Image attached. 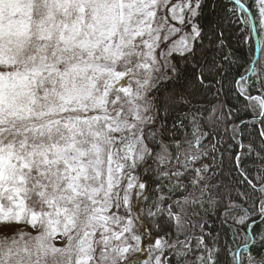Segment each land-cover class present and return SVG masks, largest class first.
Here are the masks:
<instances>
[{
	"label": "snow or ice",
	"instance_id": "snow-or-ice-1",
	"mask_svg": "<svg viewBox=\"0 0 264 264\" xmlns=\"http://www.w3.org/2000/svg\"><path fill=\"white\" fill-rule=\"evenodd\" d=\"M230 3L231 15L243 12L248 23L241 0ZM252 3L264 27V0ZM209 7L211 0H0V264H139L144 216L163 226L150 242L151 264H264L239 244L220 246L203 224L198 235L190 227L189 210L222 203L225 216L242 211L231 218L244 225L249 252L247 237L264 222V165L248 179L243 152L235 157L249 189L234 202L212 170L216 158L204 163L201 116L184 111L223 71L197 60L191 83L181 84L185 73L173 62L175 53L196 56ZM257 79L261 94L247 99L264 125V66ZM185 121L190 137L177 140L170 133ZM239 147L264 160L252 144ZM144 201L151 206L141 214Z\"/></svg>",
	"mask_w": 264,
	"mask_h": 264
},
{
	"label": "trees",
	"instance_id": "trees-1",
	"mask_svg": "<svg viewBox=\"0 0 264 264\" xmlns=\"http://www.w3.org/2000/svg\"><path fill=\"white\" fill-rule=\"evenodd\" d=\"M250 14L247 11L249 22L242 24L244 13L240 12L237 16H232L230 9L236 5L230 3V0H211V7L205 8L201 20V26L204 28V33L200 41L196 44V56L189 57L186 61L178 53H175L174 63H177L179 68L185 73L179 83L187 81L191 83L197 60L201 64L205 62L216 61L222 67L223 71L210 81L209 87L196 95L195 100L191 105H186L184 111H198L201 116V130L207 133L203 139L202 147L208 152V157L204 159V163H211L215 157V164H212V170L221 174L223 185L227 186V190L231 192V197L234 202L239 203L238 194L249 189L246 182H241L242 177L240 171L236 170L234 159L243 152L241 156L240 168L245 171L248 179H253L264 165V160L256 156H249L248 150L245 147L241 149L240 144L245 146L252 144L260 156L264 157V139L258 135L260 127L254 119V113L249 109L250 100L248 95L256 96L261 94V86L257 79V74L261 67L264 66V27H262L256 17L258 8L253 7L252 0H241ZM235 21V22H234ZM257 29L258 41L254 37L253 24ZM188 29V28H187ZM223 33L220 38L225 41V46L220 49V40L217 39V34ZM259 45L260 52L255 65V72H251L252 64L256 55V47ZM220 49V50H218ZM227 53L228 59L221 60L224 53ZM249 74V75H248ZM248 75V76H246ZM246 76V78H243ZM255 82V87H253ZM191 90V89H190ZM247 90V91H245ZM210 113L213 123L208 122ZM175 120V117H171ZM243 121V123H242ZM234 126H238L240 131L235 132ZM191 125L185 121L184 127L180 128L179 124L175 129H172L170 135H174L175 139L183 140L186 136L190 137ZM213 147L215 151H213ZM255 182V181H253ZM179 194L177 193V196ZM219 199V198H218ZM148 205V201H144L139 206L141 214H143V205ZM247 207V205H244ZM226 208L224 204L218 203L214 207H205L202 209L189 210L192 221V230L194 234H199L198 225L203 224V230L210 233L213 237L219 235L221 245L227 244L233 250L237 244L240 245V251L244 255H253L257 259L264 257V245L261 244L260 234H264V222L256 221L254 227V236L249 234L247 239L252 245H247L249 252H245L243 239L245 238L244 225L237 224L231 217L244 215L242 211L233 210L225 216ZM255 215V213H253ZM227 219V223L225 220ZM140 232L151 236L153 239L159 238V232L153 226L152 218L144 216V220L139 223ZM231 229V231H230ZM233 231L236 233V242H233ZM144 240V239H143ZM147 256V252H142V260Z\"/></svg>",
	"mask_w": 264,
	"mask_h": 264
},
{
	"label": "rangeland",
	"instance_id": "rangeland-1",
	"mask_svg": "<svg viewBox=\"0 0 264 264\" xmlns=\"http://www.w3.org/2000/svg\"><path fill=\"white\" fill-rule=\"evenodd\" d=\"M180 27H183V26H180ZM189 31H190V29L184 28V32H185V33H186V32H189ZM179 39H180V35H179V34H177L176 36H173V37H172V40H179ZM168 43L171 44V41H169ZM138 228H139V230H140V225H138ZM145 238L149 241V243H147V244L143 243V239H145ZM153 240H154V239H153V237H151V236H146V237L144 236V237H142L141 247L145 249L144 251L147 252V256H146L145 259L141 260V261L139 262V264H151L150 249H151V247H152V244H151L150 242L153 241ZM142 252H143V251H142ZM142 252L137 253L136 255H137L138 257H142Z\"/></svg>",
	"mask_w": 264,
	"mask_h": 264
},
{
	"label": "water",
	"instance_id": "water-1",
	"mask_svg": "<svg viewBox=\"0 0 264 264\" xmlns=\"http://www.w3.org/2000/svg\"><path fill=\"white\" fill-rule=\"evenodd\" d=\"M253 29H254L255 39H256V41H257V32H256V29H255V28H253ZM258 55H259V46H257V48H256V55H255V59H254V61H253V67H254V65H255V63H256V60H257V58H258ZM253 67H252V69H253Z\"/></svg>",
	"mask_w": 264,
	"mask_h": 264
},
{
	"label": "bare ground",
	"instance_id": "bare-ground-1",
	"mask_svg": "<svg viewBox=\"0 0 264 264\" xmlns=\"http://www.w3.org/2000/svg\"><path fill=\"white\" fill-rule=\"evenodd\" d=\"M248 13L250 14V12L248 11ZM254 37H255V35H254ZM256 40V39H255ZM257 41H258V34H257ZM256 41V42H257ZM257 46H259V45H257ZM257 48V47H256ZM252 243H253V239L250 241V243H249V245H252Z\"/></svg>",
	"mask_w": 264,
	"mask_h": 264
}]
</instances>
